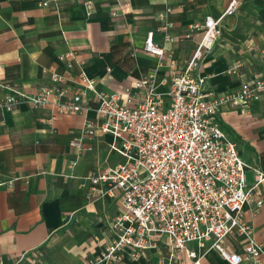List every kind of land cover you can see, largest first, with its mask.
<instances>
[{
	"label": "crops",
	"instance_id": "obj_1",
	"mask_svg": "<svg viewBox=\"0 0 264 264\" xmlns=\"http://www.w3.org/2000/svg\"><path fill=\"white\" fill-rule=\"evenodd\" d=\"M0 0V101L13 86L34 95L51 87V72L65 78L66 101L79 87L83 70L99 90H132L135 81L181 72L201 39V32L184 35L190 25L205 17L220 16L228 0ZM92 1L87 18L82 3ZM166 8L176 40L164 43L163 59L143 51L146 33L155 31L158 14ZM112 14H115L113 16ZM155 42L161 43L156 32ZM74 53L68 69L60 55ZM240 60L242 77L229 75L230 65ZM264 73V0H244L235 15L224 18L221 38L204 57L194 74L205 79L212 95L235 94L242 82ZM165 87H159L163 93ZM95 103L88 101L82 114H59L53 104L13 111L0 108V184L16 178L11 189L0 186V264H11L20 254L39 249V264H85L109 243L108 221L120 212L117 197H100L89 175L97 168L119 161L109 153V135L99 136L92 151L77 155L69 142L85 120L95 118ZM217 121L235 141L247 165L248 186L255 170L264 174V96L247 108L222 110ZM264 199V182L258 186ZM244 219L253 239L264 244V203L246 205ZM230 249L241 251L243 238L229 239ZM199 253L200 250L196 249ZM166 248L148 250L145 256L120 264H158ZM264 264V258H261ZM186 264H189L187 261ZM200 264H228L214 250ZM241 264H246L245 262Z\"/></svg>",
	"mask_w": 264,
	"mask_h": 264
},
{
	"label": "built area",
	"instance_id": "obj_2",
	"mask_svg": "<svg viewBox=\"0 0 264 264\" xmlns=\"http://www.w3.org/2000/svg\"><path fill=\"white\" fill-rule=\"evenodd\" d=\"M44 0L41 7L56 3ZM244 0H228L218 17H205L190 25L185 38L201 32L192 57L181 72L157 78L155 74L137 80L132 90L112 93L99 90L96 83L80 70V87L67 98L65 78L51 72V87H40L29 95L13 86L0 101V108L13 111L25 104L44 108L53 104L59 114H82L87 103H95V118L85 120L69 147L81 155L91 152V142L109 135V153L119 157L110 166L95 169L88 177L92 191L99 185L100 197H117L120 212L108 221L111 233L102 252L85 264H120L125 258L134 261L148 250L166 248L158 264H200L214 250L228 264H262L264 244L253 239L244 219V207L260 208L264 199L258 186L264 174L255 170V180L248 186L247 165L238 154L235 141L217 121L224 109L247 108L264 96V73L244 81L231 95H212L205 90V79L194 74L199 62L221 38L224 18L233 16ZM87 18L94 13V3H82ZM171 8L158 14L160 25L146 33L143 51L158 60L165 56L164 43H172ZM115 16V14H112ZM162 42H155V33ZM74 53L60 55L70 69ZM240 60L227 73L242 77ZM159 87H165L163 93ZM16 178L1 183L11 189ZM243 238L241 251L230 249L229 239ZM196 249L200 250L199 253ZM39 249L18 255L11 264H39Z\"/></svg>",
	"mask_w": 264,
	"mask_h": 264
}]
</instances>
